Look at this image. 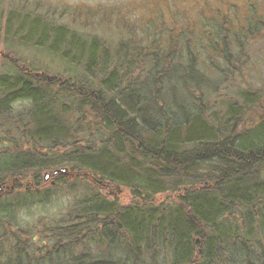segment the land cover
Instances as JSON below:
<instances>
[{
  "label": "trees",
  "instance_id": "obj_1",
  "mask_svg": "<svg viewBox=\"0 0 264 264\" xmlns=\"http://www.w3.org/2000/svg\"><path fill=\"white\" fill-rule=\"evenodd\" d=\"M186 2L154 5L160 19L115 44L48 14L15 29L10 12L8 35L54 38L61 70L11 52L0 76V182L15 184L0 264H264V115L245 123L264 93L235 84L264 0Z\"/></svg>",
  "mask_w": 264,
  "mask_h": 264
},
{
  "label": "rangeland",
  "instance_id": "obj_2",
  "mask_svg": "<svg viewBox=\"0 0 264 264\" xmlns=\"http://www.w3.org/2000/svg\"><path fill=\"white\" fill-rule=\"evenodd\" d=\"M148 0H0V76L8 71L7 66H13L12 54L15 52L21 62L38 69L37 71L46 72L51 76L52 73L59 72L61 69L56 67L60 59H54L48 52L53 46L54 38L46 47L40 48L33 45H24L19 39L15 40L14 30L18 24L32 23L37 20L40 15H51L59 23L69 24L79 29L85 34L95 33L108 40L110 44H115L118 40H123L130 35L131 27L138 26V33L144 34L145 25H152L149 18L151 7L163 5L166 6L169 0H151L155 4H147ZM160 3H157V2ZM187 1L191 6L196 4H207L206 6H214L210 0H181ZM218 5V4H216ZM188 7V5H187ZM215 10L218 11L217 8ZM13 15L10 19L17 20L13 36L8 35L7 19L10 12ZM145 12V13H144ZM21 14V15H20ZM27 16L23 17V15ZM29 15V16H28ZM141 17H145L144 20ZM151 20L158 21L160 14L153 11L150 14ZM184 21L185 19H178ZM176 20V21H178ZM19 21V22H18ZM4 52V53H3ZM7 52V53H6ZM9 55V56H8ZM251 62V68L243 66L244 77H237L235 84H250L254 89H261L264 93V37L256 39L250 44L248 53L242 57ZM62 66L64 64H61ZM241 76V75H240ZM21 109L26 102L17 103ZM222 106L219 104V107ZM264 115V95L261 103L248 110L245 116L247 126L252 125L258 116ZM253 122V123H252ZM254 132L259 135L264 134V120L255 127ZM61 190V189H60ZM66 191L61 192V196ZM67 195L62 197V201L56 200L48 207L39 210V214L43 217L55 216L59 209L63 208V203L67 200ZM55 200V199H54ZM58 211V212H57ZM37 218V216H35Z\"/></svg>",
  "mask_w": 264,
  "mask_h": 264
},
{
  "label": "water",
  "instance_id": "obj_3",
  "mask_svg": "<svg viewBox=\"0 0 264 264\" xmlns=\"http://www.w3.org/2000/svg\"><path fill=\"white\" fill-rule=\"evenodd\" d=\"M67 172H68V168H67V167H63V168H59V169L54 170L52 173H53L54 175H56V174H58V173L67 174ZM49 176H50V173L47 172V173L45 174V179L48 180V179H49ZM53 183H54V182H53ZM4 185H5V184H4ZM3 187H4L3 184H0V192L4 189Z\"/></svg>",
  "mask_w": 264,
  "mask_h": 264
}]
</instances>
